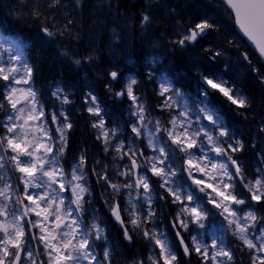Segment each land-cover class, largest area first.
Listing matches in <instances>:
<instances>
[{
  "label": "snow or ice",
  "instance_id": "snow-or-ice-1",
  "mask_svg": "<svg viewBox=\"0 0 264 264\" xmlns=\"http://www.w3.org/2000/svg\"><path fill=\"white\" fill-rule=\"evenodd\" d=\"M76 2L78 4L79 0ZM223 3L230 10L229 14H234L235 24L251 41L259 58L264 59V0H223ZM62 6V0H48L44 9ZM40 7L39 3L33 4L31 14L48 20ZM148 10L141 15V25L151 24L152 18L146 14ZM71 24L72 20L68 19L62 27L53 24L43 26L41 31L48 38L71 37L74 35ZM217 29L216 23L204 18L184 29L180 38L170 43L183 48ZM26 47L27 42L21 36H0V81L5 82L3 100L7 102V107L0 102V110H4L0 118L3 130L0 133V264H112L114 250L104 221L94 214L90 221L85 220L92 210L89 173L96 177L98 184L103 182L111 199L109 211L121 227L123 239L133 240L130 225L132 231L151 246L147 261L136 259L132 264H178L175 246L167 234L148 227L159 219L154 200L166 199L155 195L149 172L160 178V187L171 197V202L179 206L171 224L185 256L195 252L201 264H234L233 249L225 243V236L230 233L240 242L241 251H248L251 264H264V216L239 207H247L248 202L236 194L239 185L250 194V201H264V173L258 169L256 178L245 182L238 159L232 155L244 145L231 134L213 102V97L219 93L237 109H248L250 100L246 95L220 75L200 73L197 95L188 97L164 76L159 81L158 93L164 100L158 107L169 113L165 124L151 116L142 97L135 93L137 79L129 77L124 87L113 93L115 97L126 96L131 101L130 115L135 120L129 125L132 135L125 143L120 126L107 127L97 97L89 92L85 102L94 118L92 127L98 130L96 139L103 142L105 153H114L115 171L110 173L108 165L99 160L89 167L82 153L66 172L64 157L68 131L73 124L63 108L46 113L34 87H17L30 85L33 77V66L25 57ZM62 55L68 53L62 52ZM220 55L222 52L217 51L212 59ZM241 56L251 64L247 51ZM83 59L91 62L93 57ZM74 63L82 61L77 59ZM108 76L111 81H117L119 73L110 71ZM153 76L154 73L149 72V80ZM106 87L111 90L110 85ZM51 95L61 105L71 103L62 87L58 86ZM260 131L264 132V123ZM141 139L146 141L144 148L137 145ZM146 150H151V154L145 155ZM178 154L184 160L183 165L176 163ZM117 160L127 162L120 168ZM16 173H19L18 180L13 184ZM181 179L184 183H180ZM207 179L213 183H206ZM193 185L219 210L218 215L223 220L218 232L207 230L205 222L212 213L203 207L202 197L196 195ZM117 197H126L123 209ZM108 203L105 200V204ZM191 226L197 229V234L191 236L190 248L181 231L188 232Z\"/></svg>",
  "mask_w": 264,
  "mask_h": 264
},
{
  "label": "trees",
  "instance_id": "trees-1",
  "mask_svg": "<svg viewBox=\"0 0 264 264\" xmlns=\"http://www.w3.org/2000/svg\"><path fill=\"white\" fill-rule=\"evenodd\" d=\"M47 2L0 0V29L7 35L21 36L27 42L25 55L34 70L31 84L39 93L46 113L63 108L73 124L68 131V147L64 157L66 172L71 170L82 153L89 167L99 160L108 165L109 172H112L114 153H105L103 142L96 139L98 132L92 127L93 118L85 102L89 92L103 106L108 127L120 126L124 141L130 136L129 125L135 120L130 115L131 101L128 98L117 101L113 94L116 87L124 85V75L137 79L135 93L142 97L151 116H162L164 110L158 105L164 97L158 95L157 76L151 80L148 78L151 67L148 56L153 53L154 56H163L160 71L166 72L174 86L189 97L197 95L200 73H215L249 98L248 109H237L219 93L215 94L213 102L231 134L244 145L241 151L232 155L238 159L246 177L245 182L254 180L258 169L264 173V132L260 131L264 123V65L237 33L232 15L219 0H79L78 4L76 0H62L61 8L45 11ZM35 3H39L41 12L49 17L48 20L37 19L31 14ZM146 9H149L146 14L152 18L151 24L141 25V15ZM204 18L216 23L218 29L183 48L170 43L179 39L184 29ZM68 19L72 20L70 29L74 35L71 37L48 38L41 31L43 26L51 27L53 24L62 27ZM228 41L233 43L229 44ZM217 51H221L222 55L212 59ZM245 51L249 53L251 64L241 56ZM62 52L68 55H62ZM87 56H92L93 60H84ZM77 59L82 63H74ZM115 68L121 71L122 79L113 84L108 73ZM106 85H110L111 90ZM58 86L64 89L71 103L61 105L59 100L52 97L53 88ZM4 89L5 82L0 81V102L7 107V102L3 100ZM3 114L4 110H0V118H3ZM2 131L0 129V133ZM137 145L141 148L145 146L142 141H137ZM150 154L151 150L145 151V155ZM148 175L155 195L166 197L164 201H154L153 207L159 219L148 227L166 231L177 250L178 264H198L196 255H192L189 261L184 258L170 229V221L175 218L179 206L173 204L171 197L160 187V178L152 176L150 172ZM89 176L92 210L86 214L85 220L88 221L89 216L94 214L104 221L110 246L114 250L112 264H132L136 259L147 261L151 248L149 242L133 232L130 225L133 240L128 242L123 239L122 229L111 220V199L102 186L103 182L98 184L95 176L91 173ZM183 182L181 179L180 183ZM243 193L238 185L236 194ZM117 199L124 203V198ZM105 200L109 201L107 205ZM251 207L257 216H264V201ZM217 219L218 216L215 217ZM229 244L234 247V264H240L241 258L245 257L240 243L231 237Z\"/></svg>",
  "mask_w": 264,
  "mask_h": 264
},
{
  "label": "rangeland",
  "instance_id": "rangeland-1",
  "mask_svg": "<svg viewBox=\"0 0 264 264\" xmlns=\"http://www.w3.org/2000/svg\"><path fill=\"white\" fill-rule=\"evenodd\" d=\"M142 33H144V30H142ZM0 36H3V35L0 33ZM3 37H6V36H3ZM152 54H153V53H152ZM161 59H162V56H160L159 54L156 55V56L151 55V56L149 57V63H152V66L155 67L156 64H161ZM153 61H155V62H153ZM114 70L121 74V71H120L118 68H115ZM156 76H157L158 84H159L160 79H161L162 77H164V76H167V74H166V73H162V72H158V74H157ZM129 77H130V75H124V76H123V80H124L123 83H124V85H125V83L127 82V79H128ZM167 77L169 78V76H167ZM29 86H30V85H17V87H23V88H27V87H29ZM121 89H122V88L116 90L115 92L120 91ZM5 91H6V89H5ZM97 102H98V101H97ZM58 112H59V111H58ZM102 114H103V113H102ZM93 120H94V119H93ZM205 123H207V122L205 121ZM97 131H98V130H97ZM144 143H146V141H144ZM193 151H195V150H193ZM196 154L199 155V152H197ZM126 162H127V161H124V162H120L119 160L116 161L117 165H118L120 168H122V167H123V163H126ZM111 165H112L111 170H112V172H113V162H112V160H111ZM98 170H99V168H98ZM114 171H115V169H114ZM18 176H19V173H16V174L13 176V181H12L13 184H16V183H17ZM113 179H114V180H115V179H121V180H122L123 178L113 177ZM205 182H206V183H213V181H212L211 179H207ZM192 187H194V189L197 191V193L200 194V195L202 196V198L206 201V205L210 206L209 209H213V208H214L213 205H211V204H209V203L207 202L208 197H207L205 194H203V193H199V191H198V189L196 188V186L193 185ZM21 191H22V186H21ZM207 191L210 192L211 189H207ZM238 198L243 199V198H245V197H243V198H242V197H238ZM201 203H202L203 207L205 208V203H204V202H201ZM239 207H243L245 211L249 210L248 205H247V207H245V206H239ZM91 218H92V217L89 216L88 221H90ZM205 223H206V225H207V230H208L209 232H218V231H219V228H217V227H213V226L209 225L207 221H206ZM258 227H259V225H258ZM33 231L38 232V229H33ZM196 234H197V229H196L194 226H191V227H190V230H189L188 232H186V235H187V237L189 238V242H190V240H191V236L196 235ZM168 240H169V239H168ZM225 243H226V238H225ZM243 253H245V254H244L245 257H242V258H241V262H240V264H247V263H248V264H251V257H250V255L248 254V251H247V250H244ZM195 254H196V253L193 252V255H195ZM196 256H197V258H198V264H201V258H200L197 254H196ZM245 262H246V263H245Z\"/></svg>",
  "mask_w": 264,
  "mask_h": 264
},
{
  "label": "water",
  "instance_id": "water-1",
  "mask_svg": "<svg viewBox=\"0 0 264 264\" xmlns=\"http://www.w3.org/2000/svg\"><path fill=\"white\" fill-rule=\"evenodd\" d=\"M221 2H223V0H220ZM225 4V3H224ZM225 6L227 7V5L225 4ZM233 16H234V14H233ZM234 20H235V18H234ZM235 27H236V30L239 32V34L246 40V42H247V44L255 51V49H254V46L252 45V43H251V41H249L248 39H247V37H245L244 35H243V33L239 30V28H238V26L235 24ZM258 55V54H257ZM261 59V58H260ZM262 60V62H263V64H264V59H261ZM113 218V217H112ZM113 220H114V218H113ZM115 221V220H114ZM116 222V221H115ZM117 223V222H116ZM182 248V247H181ZM183 250V249H182ZM186 257H188V256H186Z\"/></svg>",
  "mask_w": 264,
  "mask_h": 264
}]
</instances>
